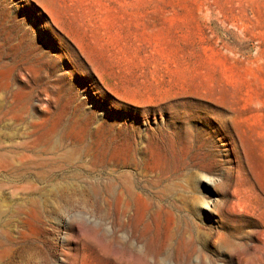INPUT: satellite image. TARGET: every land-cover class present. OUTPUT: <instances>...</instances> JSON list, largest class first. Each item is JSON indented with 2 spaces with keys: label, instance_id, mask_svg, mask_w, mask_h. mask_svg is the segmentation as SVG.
<instances>
[{
  "label": "rangeland",
  "instance_id": "obj_1",
  "mask_svg": "<svg viewBox=\"0 0 264 264\" xmlns=\"http://www.w3.org/2000/svg\"><path fill=\"white\" fill-rule=\"evenodd\" d=\"M0 264H264V0H0Z\"/></svg>",
  "mask_w": 264,
  "mask_h": 264
},
{
  "label": "bare ground",
  "instance_id": "obj_2",
  "mask_svg": "<svg viewBox=\"0 0 264 264\" xmlns=\"http://www.w3.org/2000/svg\"><path fill=\"white\" fill-rule=\"evenodd\" d=\"M17 145V144H16ZM5 153V152H4ZM28 153V152H27ZM29 154V153H28ZM20 156V159L23 161L25 158H29V156L26 154V152H21L19 154ZM10 157V156H9ZM29 164V163H28ZM30 165V164H29ZM43 165V164H42ZM41 167V166H40ZM17 172H19L17 175L21 178L22 182L24 184L18 186L17 188H20V189H23V190H26V191H23L25 193L29 192V190L31 191H37V186L32 184L30 181H28V175L30 174V171L26 170V169H17ZM40 172V171H39ZM42 173V172H41ZM38 174V173H37ZM42 176V174H41ZM20 191V190H19ZM14 197V196H13ZM58 201V200H57ZM33 202V201H32ZM34 204V203H32ZM31 204V205H32ZM37 206V205H36ZM56 206V205H55ZM57 208V207H56ZM3 209V208H2ZM6 210V208H5ZM33 210L34 212H32L33 214L34 213H38V210L32 208V207H29L27 205L23 206L21 203L19 204H16L14 207H13V211H12V214H13V217H14V225L15 226H18V224L21 222V219L27 215H29L30 211ZM36 210V211H35Z\"/></svg>",
  "mask_w": 264,
  "mask_h": 264
}]
</instances>
